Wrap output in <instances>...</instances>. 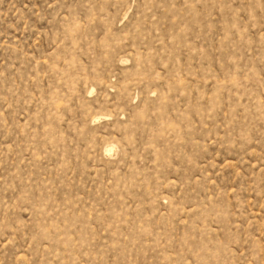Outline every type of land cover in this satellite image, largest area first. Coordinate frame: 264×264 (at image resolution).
<instances>
[{
  "label": "rangeland",
  "instance_id": "rangeland-1",
  "mask_svg": "<svg viewBox=\"0 0 264 264\" xmlns=\"http://www.w3.org/2000/svg\"><path fill=\"white\" fill-rule=\"evenodd\" d=\"M0 264H264V0H0Z\"/></svg>",
  "mask_w": 264,
  "mask_h": 264
}]
</instances>
